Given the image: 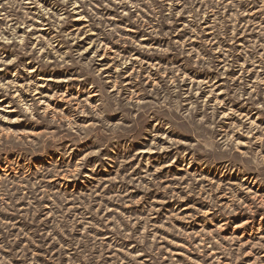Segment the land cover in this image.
<instances>
[{
  "label": "rangeland",
  "instance_id": "obj_1",
  "mask_svg": "<svg viewBox=\"0 0 264 264\" xmlns=\"http://www.w3.org/2000/svg\"><path fill=\"white\" fill-rule=\"evenodd\" d=\"M0 264H264V0H0Z\"/></svg>",
  "mask_w": 264,
  "mask_h": 264
}]
</instances>
